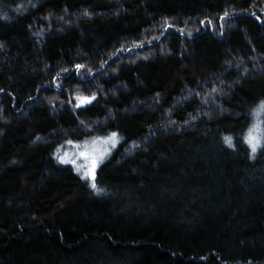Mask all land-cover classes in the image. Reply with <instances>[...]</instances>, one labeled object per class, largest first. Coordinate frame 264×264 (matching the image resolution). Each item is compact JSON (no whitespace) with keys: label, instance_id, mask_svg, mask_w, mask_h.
Here are the masks:
<instances>
[{"label":"trees","instance_id":"trees-1","mask_svg":"<svg viewBox=\"0 0 264 264\" xmlns=\"http://www.w3.org/2000/svg\"><path fill=\"white\" fill-rule=\"evenodd\" d=\"M262 100L264 0H0V264H264Z\"/></svg>","mask_w":264,"mask_h":264},{"label":"snow or ice","instance_id":"snow-or-ice-1","mask_svg":"<svg viewBox=\"0 0 264 264\" xmlns=\"http://www.w3.org/2000/svg\"><path fill=\"white\" fill-rule=\"evenodd\" d=\"M228 13H225V16H227ZM81 67L80 65H77V68ZM78 100H81L82 103H88L90 99H94V97L92 98H88V97H77ZM79 106V105H78ZM258 111L259 112H264V100L260 101V104L258 106ZM254 115H257V113H254ZM117 137H118V133L116 132H112L110 133L108 136L106 137H96L91 141V144L94 146L96 145V143L102 142L105 145H110L111 147H115L116 143H117ZM225 143L228 145V147H233L232 144V138L231 137H225L224 138ZM243 142L245 144L248 145L250 151L252 154H255L258 149H264V129H262L259 125V123L253 124L248 128L247 133L244 135L243 138ZM68 143H72V141H68ZM77 147H79L77 145ZM85 147L87 148L88 145L86 144ZM100 153V156L102 157L107 151L108 148L105 147L103 149H96L95 147H93L91 149V153L89 152H84L82 153L83 157L85 160H91L92 163L90 165V169L85 170V175L82 178H92V183H91V187L94 190H97V185L94 182V170L96 168V159L97 157L94 155V153L96 152ZM62 162H73V161H62Z\"/></svg>","mask_w":264,"mask_h":264},{"label":"rangeland","instance_id":"rangeland-1","mask_svg":"<svg viewBox=\"0 0 264 264\" xmlns=\"http://www.w3.org/2000/svg\"><path fill=\"white\" fill-rule=\"evenodd\" d=\"M91 141H86L83 143H73L66 145L65 147H63V149L61 151H58L56 156H57V160H58V164L62 165V166H66V167H71L79 176H84L85 175V170L90 169V165L92 163L91 160H85L82 153L84 152H89L91 153V149L93 147H95L96 149H103L105 147L108 148L109 147L105 144H103L102 142H97L96 145H92ZM88 145V147L86 148L85 145ZM77 145L79 147H77ZM115 147H111L110 151H107L106 154L107 155L106 158L111 154L110 152H112V150ZM94 155L97 157L96 159V168L94 170V175L95 172L97 170V167L104 164L102 161V159L104 158V155L101 157L100 153L97 151L96 153H94ZM105 158V159H106ZM104 159V160H105ZM62 161H73V162H62ZM102 161V162H101ZM84 179H88L90 181H92V178H84Z\"/></svg>","mask_w":264,"mask_h":264}]
</instances>
